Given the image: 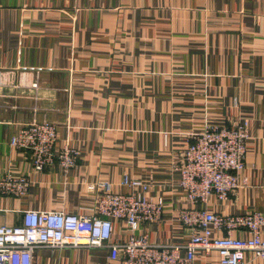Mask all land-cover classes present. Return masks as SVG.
<instances>
[{"label":"crops","instance_id":"obj_1","mask_svg":"<svg viewBox=\"0 0 264 264\" xmlns=\"http://www.w3.org/2000/svg\"><path fill=\"white\" fill-rule=\"evenodd\" d=\"M236 117L249 124L244 184L223 201L189 204L173 166L192 134ZM33 120L56 125V149H76L71 169L34 171L29 151L9 144ZM6 174L30 185L22 196L0 194V225H20L29 209L89 214L96 183L127 192L124 176L163 202L162 217L133 232L152 243L188 239L180 207L264 216V0H0V179ZM130 234L113 219L111 241ZM217 263L216 251L196 252L195 264ZM33 264L117 262L103 249L42 248ZM242 264L263 263L245 252Z\"/></svg>","mask_w":264,"mask_h":264},{"label":"built area","instance_id":"obj_2","mask_svg":"<svg viewBox=\"0 0 264 264\" xmlns=\"http://www.w3.org/2000/svg\"><path fill=\"white\" fill-rule=\"evenodd\" d=\"M248 121L236 117L222 125L208 124L202 132L192 134L173 166L176 186L189 204H202L210 196L223 201L244 183L238 173L244 166ZM57 128L48 120H33L9 139V144L30 153L34 171L57 164L64 172L78 157L76 149L64 144L56 149ZM122 185L130 190L116 192L111 183L95 185L96 204L91 213L82 215L63 211L25 210L20 225H0V264H33L37 249H103L117 264H195L197 251H216L217 264H242L243 254L250 252L264 264V237L260 229L264 216L257 210L239 214H220L191 206L177 208V219L187 227L184 243L158 244L147 234H133L143 222L162 217L163 202L144 191L147 184L124 176ZM30 180L26 176L6 174L0 179V194L22 196ZM141 189L140 191H138ZM113 219L122 220L131 234L121 242L111 241ZM248 230L249 237L232 234ZM222 232L215 235L214 231Z\"/></svg>","mask_w":264,"mask_h":264},{"label":"rangeland","instance_id":"obj_3","mask_svg":"<svg viewBox=\"0 0 264 264\" xmlns=\"http://www.w3.org/2000/svg\"><path fill=\"white\" fill-rule=\"evenodd\" d=\"M95 204H96V201H95ZM94 207H95V205H94ZM93 210V209H92Z\"/></svg>","mask_w":264,"mask_h":264}]
</instances>
